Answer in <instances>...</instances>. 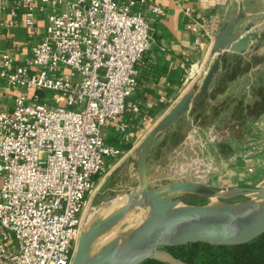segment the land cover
Segmentation results:
<instances>
[{"label": "built area", "instance_id": "obj_1", "mask_svg": "<svg viewBox=\"0 0 264 264\" xmlns=\"http://www.w3.org/2000/svg\"><path fill=\"white\" fill-rule=\"evenodd\" d=\"M138 1L21 0L29 26L37 2L64 8L24 62L0 58V75L18 89L12 108L0 99V264L72 263L92 196L120 153L102 128L122 117L151 44ZM205 71L191 65L188 76Z\"/></svg>", "mask_w": 264, "mask_h": 264}, {"label": "crops", "instance_id": "obj_2", "mask_svg": "<svg viewBox=\"0 0 264 264\" xmlns=\"http://www.w3.org/2000/svg\"><path fill=\"white\" fill-rule=\"evenodd\" d=\"M0 3L3 4L0 12V58L9 54L16 64L32 55L33 46L45 33L49 15L64 8V5L55 7L50 3L37 2L34 24L29 26L28 7L21 0H0ZM150 4H158L163 11L154 12ZM244 5L247 11L244 22L251 18L264 22V0H245ZM237 6V0H145L132 7V10L144 13L149 23L151 44L136 64L138 83L127 98L122 117L117 124H106L102 128L105 141L120 150L117 156L108 160L112 170L126 158L135 156L137 144L153 125L190 86L198 84L200 75L190 79L189 68L194 65L198 71L207 69L212 59L213 38ZM252 30L261 31L259 46L250 44L242 56L232 55L224 62L225 71L221 77L225 75L226 81L216 80L209 91L210 99L194 114L185 116L190 129L186 140L177 147L187 148L188 143H192V148H202L207 161L202 166L206 165L210 171L214 159L222 157L221 148H249L244 154L232 152L227 159H219L223 171H219L216 177L232 184L230 186H264V110L253 108V103L262 102L256 87L264 88V28L257 25ZM248 57H251L250 61L244 63ZM251 73L255 74L256 87ZM17 92L7 77L0 75V99L7 108L13 107ZM248 119L257 121L254 131L263 135L252 136V132H245L244 139H237L236 133L229 131L231 122ZM160 139L156 143L157 148L158 143L164 144V139ZM256 139L259 144H256ZM254 148L260 150L254 151ZM185 167L186 170L190 167V172L199 173L198 165L197 168Z\"/></svg>", "mask_w": 264, "mask_h": 264}, {"label": "water", "instance_id": "obj_3", "mask_svg": "<svg viewBox=\"0 0 264 264\" xmlns=\"http://www.w3.org/2000/svg\"><path fill=\"white\" fill-rule=\"evenodd\" d=\"M237 1L235 12L213 38L212 59L198 84L190 86L137 144L134 186L85 216L71 264H140L146 259L190 264L169 247L190 242L242 244L264 233V186L217 187L199 178L197 171L182 178L176 176V166L168 171L160 159L150 158L162 136L160 151L175 124L210 99V89L224 74V62L232 55L242 56L250 44L259 46L261 31L252 28L263 29L264 22H244L245 0ZM251 76L255 86V74ZM111 181L110 176L99 188H108ZM189 194L207 201L190 202L185 199Z\"/></svg>", "mask_w": 264, "mask_h": 264}, {"label": "rangeland", "instance_id": "obj_4", "mask_svg": "<svg viewBox=\"0 0 264 264\" xmlns=\"http://www.w3.org/2000/svg\"><path fill=\"white\" fill-rule=\"evenodd\" d=\"M201 79V78H200ZM48 93H53V91H48ZM261 107L260 102L259 103H253V108L256 111H259V108ZM257 121L254 119H248V120H241V121H232L231 122V130L232 132L236 133L237 139H244V133L245 132H252V136L254 135H260L261 133H256L254 130L257 129L256 125ZM239 125V126H238ZM237 126V127H236ZM190 129V122L187 120V117L181 118L176 125L173 127V130H171L169 142L164 146V148L159 150L156 146L151 151L150 158L161 160V163L164 164V167L166 170L170 169V166H176V176L182 177V178H190V167L186 169L185 165L197 167V165L200 167L199 169V178H202L206 181H208L210 184L221 187L222 184H224L223 180H218L217 175L219 171L222 170V166L220 165L219 159L224 158L227 159V157L230 155V153H237V154H244L246 153L249 148H221L222 151V157L214 159V163H212L211 171L209 168L207 169V166H202V163L206 161L205 154H202V148H192V143H188L189 146H186L187 148H177L179 143L182 142V140H186V135ZM226 129V128H225ZM227 130V129H226ZM254 131V132H253ZM263 134H261L262 136ZM260 136H258L259 139ZM163 139V136L162 138ZM160 139V140H161ZM258 139L256 144L258 143ZM160 144V143H158ZM196 144V143H194ZM207 149V148H206ZM254 151L260 150L259 148H254ZM236 151V152H234ZM210 158L208 157V160ZM207 162V161H206ZM152 164H154V161H152ZM154 166V165H153ZM169 171V170H168ZM223 171V170H222ZM109 175L113 178L112 182L106 189H100L97 188L94 195L92 196V200L90 202L89 207L86 210V215L88 213H91L94 209L99 207L102 203L105 201H108V199H112L114 197H119L123 193L128 192L135 183V180L137 178V160L136 155L133 157L126 158L123 162L120 163L119 166H117L114 170L109 168ZM170 176L168 174L165 175V179H168ZM214 179H216V184H214ZM212 181V182H211ZM105 182V181H104ZM103 182V183H104ZM102 183V184H103ZM226 183V182H225ZM231 183V182H229ZM101 184V185H102ZM118 184V186H116ZM229 185V184H228ZM232 185V184H230ZM229 185V186H230ZM108 197V195H110ZM195 197H192L190 199V202L194 203H201L200 201L195 202ZM85 215V216H86Z\"/></svg>", "mask_w": 264, "mask_h": 264}, {"label": "trees", "instance_id": "obj_5", "mask_svg": "<svg viewBox=\"0 0 264 264\" xmlns=\"http://www.w3.org/2000/svg\"><path fill=\"white\" fill-rule=\"evenodd\" d=\"M226 79L227 77L224 75L219 80L226 81ZM256 88L262 101L259 110H264V88H259L258 86ZM192 197H195V202L200 201L203 203L207 201L205 197L192 194L186 195L185 199L190 201ZM169 249L190 264H264V233L242 244L218 245L208 242H190L170 246ZM140 264L168 263L156 259H146Z\"/></svg>", "mask_w": 264, "mask_h": 264}, {"label": "flooded vegetation", "instance_id": "obj_6", "mask_svg": "<svg viewBox=\"0 0 264 264\" xmlns=\"http://www.w3.org/2000/svg\"><path fill=\"white\" fill-rule=\"evenodd\" d=\"M112 180H113V178H112ZM112 182V181H111Z\"/></svg>", "mask_w": 264, "mask_h": 264}]
</instances>
